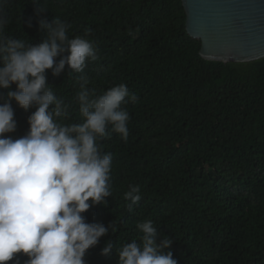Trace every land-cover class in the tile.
I'll use <instances>...</instances> for the list:
<instances>
[{"label":"trees","instance_id":"16d2710c","mask_svg":"<svg viewBox=\"0 0 264 264\" xmlns=\"http://www.w3.org/2000/svg\"><path fill=\"white\" fill-rule=\"evenodd\" d=\"M41 4L49 23L57 17L70 25V38L89 30L99 57L85 69L90 91L124 83L138 97L123 106L130 115L127 141L109 129L99 142L113 156L112 196L83 215L105 227L114 222L117 231L109 228L88 250L86 264H117L116 247L138 240L137 223L147 220L160 239H173L169 250L178 264H264V58H202L182 0H6L5 33L41 43ZM68 70L46 75L72 105L67 123H79V74ZM15 90V84L0 88V98ZM12 107L17 129L5 135L16 139L27 134L36 109L15 101ZM130 185L141 188L137 204L124 197ZM108 240L113 249L104 256ZM17 259L25 264L28 257L18 253L8 264Z\"/></svg>","mask_w":264,"mask_h":264},{"label":"clouds","instance_id":"9594fccd","mask_svg":"<svg viewBox=\"0 0 264 264\" xmlns=\"http://www.w3.org/2000/svg\"><path fill=\"white\" fill-rule=\"evenodd\" d=\"M5 3L0 0V11ZM37 12L44 35L35 45L7 35V21L0 17V88L16 85L0 98V264L18 253L28 257L25 264H86L88 250L109 228L117 231L114 222L105 227L88 223L83 215L94 205L106 206L112 196L113 156L99 142L109 129L127 141L130 115L123 106L138 97L124 83L90 91L85 69L99 57L87 38L89 30L70 38L69 24L57 17L49 23L43 4ZM66 65L68 73L79 74L80 91L74 97L79 123H67L72 105L55 94L46 75L51 70L60 76ZM13 101L25 111L36 109L28 118L27 134L16 139L5 135L17 129ZM140 193L138 185H130L124 197L137 204ZM137 229L138 240L116 247L117 264H178L169 250L173 239H160L153 221L138 222ZM112 249L108 240L101 254L110 256Z\"/></svg>","mask_w":264,"mask_h":264},{"label":"water","instance_id":"95a60500","mask_svg":"<svg viewBox=\"0 0 264 264\" xmlns=\"http://www.w3.org/2000/svg\"><path fill=\"white\" fill-rule=\"evenodd\" d=\"M189 35L201 41L208 61L264 58V0H182Z\"/></svg>","mask_w":264,"mask_h":264}]
</instances>
